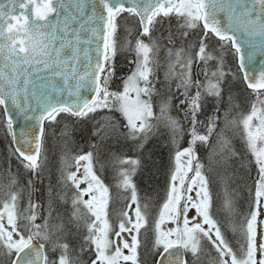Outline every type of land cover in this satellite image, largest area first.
Instances as JSON below:
<instances>
[{
  "label": "snow or ice",
  "instance_id": "snow-or-ice-1",
  "mask_svg": "<svg viewBox=\"0 0 264 264\" xmlns=\"http://www.w3.org/2000/svg\"><path fill=\"white\" fill-rule=\"evenodd\" d=\"M130 19L131 29L125 26ZM166 21L172 46L165 48L160 81L162 45L153 33ZM120 53L132 56L128 63L133 67L123 90L110 92ZM226 54L233 56L235 71L225 70ZM229 75L243 80L256 96L247 112L237 110L231 96L229 108L220 111ZM208 97L217 106L205 123L199 116ZM0 108V125L12 139L13 155L31 173L20 186L10 168L5 170L7 184L0 172V256H7L8 264H141L142 246L146 253L158 254L154 264H264V240L257 233L264 213V0H0ZM111 108L124 118V131L106 120L95 128V137L122 134L139 149L163 127L175 149L150 246L139 238L142 228L148 231L149 207L141 205L132 182L139 160L121 161L131 167L119 173L117 188L128 193L124 199L129 202L113 224L109 188L97 174L93 151L72 155L67 141L58 190L49 185L47 213L36 223L42 205L33 201L32 191L47 167L44 123L55 122L61 113L85 120ZM185 136L188 146L181 148ZM236 137L254 158L257 178L251 210L240 226L242 243L234 250L226 238L227 220L217 218L209 176L213 165L224 170L219 207L230 214L227 170L231 161L244 158L233 144ZM198 146L210 150L207 168ZM22 201L26 206L21 207ZM57 201L70 204L66 217L54 214ZM166 222L175 227L165 228ZM72 226L83 228L75 246L66 242ZM122 234L131 235V244ZM85 254H90L87 261Z\"/></svg>",
  "mask_w": 264,
  "mask_h": 264
},
{
  "label": "trees",
  "instance_id": "trees-1",
  "mask_svg": "<svg viewBox=\"0 0 264 264\" xmlns=\"http://www.w3.org/2000/svg\"><path fill=\"white\" fill-rule=\"evenodd\" d=\"M122 15L126 17L128 14L124 13ZM174 22L175 20L173 19V29L175 28ZM125 26L130 29L135 27L131 19ZM167 27L168 25L166 21L164 26L159 29V32L153 33L155 37L160 38L158 42L162 45L160 50V59L163 58V65L161 67L162 71H164V69L166 70L164 62L165 48L171 47L169 44L162 41L168 33ZM133 36H135V33H133ZM179 45L180 41L176 40V46L179 47ZM125 65L124 56L122 53L118 54L116 59V73L108 85L110 92H120L123 90V79L130 74V66L125 67ZM225 65L227 70L231 68L232 71H235V60L232 55L227 54ZM157 71H159V69ZM156 87L160 89L162 88V85L157 83ZM252 94V91L245 87L241 79H233L232 81V78L226 76L223 99L219 101L220 111L223 112L229 108V96H231L233 102L239 106L237 110L246 112L248 108L246 98ZM216 106L217 101L215 98H206L199 119L206 123L207 118L213 115ZM106 110L109 109L98 110L96 113L90 114V118L85 120H77L61 113L55 122L49 123L46 121L42 158L47 155V160L50 161V166L47 163V171H45L49 176V185H51L54 190H58V181L60 177H57L59 172L56 171V169L59 168V160L57 157L58 155L61 157L62 154L60 153L65 150V145L62 144L64 137L63 133L65 132L69 138L71 137L67 146L71 149L72 153L76 150L78 145L82 147H85L88 143H93V145H95V147H93V152L98 153L99 155V165L96 162L97 159H95L96 167L99 169L97 173L104 179V184L109 188L111 198L117 203L115 204V211L117 213L121 210V206L120 202L116 199L119 198V191L117 190V185L115 184L114 179L116 173L120 170V165H123L121 161L129 159L139 160V164L135 166V173L132 176V182L136 185L137 192L141 197V205L143 206L144 203H148L149 205L146 214L148 226L152 225L153 217L156 215L157 202H162L170 172L174 167V152L172 151L174 146L171 143L170 134L167 130H164V128H160L147 140L143 148L139 149L133 141L126 139L122 134H111L103 140L95 138L93 131L100 123H104L106 120L115 122L116 127L121 133L124 131L122 126L125 123V120L122 115L115 108L110 109L112 111L109 113L104 112ZM154 110L156 109L154 108ZM0 111L2 112L1 108ZM172 115H176V112L173 111ZM157 138H159L162 143L157 144L159 143L156 141ZM4 139H2L1 142L6 145L5 148L7 145H10L12 148L10 136L8 137V135H6ZM182 140L183 141L180 143L181 148L187 147L188 137L185 136ZM233 144L237 151L241 152L244 158L231 161L227 170L228 179L226 183L228 193L231 195L233 201V211L230 214L223 213L220 211L219 207L225 195L223 191L224 182L221 180V177L225 175L224 170L217 165H213V171L209 176V180L210 188L214 193V206L217 208V218L222 222L227 220L229 227L226 232V238L230 245L233 246L234 250H236L239 243H242L238 240V226L242 225L244 218L251 210L250 205L252 203V195L250 192L254 189V182L257 177V167L253 162V158L247 153L246 149H244L243 142L239 137H236L233 140ZM196 151L200 157L201 163L205 164V167L207 168L210 150L207 147L198 146ZM11 160L15 163L19 162L17 159ZM126 165L128 169L131 167L128 164ZM45 173L44 176L41 177V182H38L35 186V190H33V198H46L44 197L47 186ZM205 174L208 175V173ZM26 179L22 178L21 183H24ZM120 195H122V193ZM54 205L56 206L54 214L59 213L60 216H63L64 213L67 215L70 211V205L67 203L57 201ZM117 206H120L119 210H116ZM233 227L235 228V231H233ZM144 239L150 246V242H148L149 239L147 240V237ZM67 242L76 245L78 243V237L71 236L67 239ZM144 254L148 255L151 261L155 258L151 253H146L144 251ZM145 261L147 264H151V261H147L146 256L144 262Z\"/></svg>",
  "mask_w": 264,
  "mask_h": 264
},
{
  "label": "rangeland",
  "instance_id": "rangeland-1",
  "mask_svg": "<svg viewBox=\"0 0 264 264\" xmlns=\"http://www.w3.org/2000/svg\"><path fill=\"white\" fill-rule=\"evenodd\" d=\"M174 23H176V22H174ZM155 37V36H154ZM167 37H168V33L166 34V36L163 38V42H165V43H167V44H169L168 43V40H167ZM159 41V40H158ZM169 46H172V45H170L169 44ZM122 55L124 56V60H125V63H126V65H125V67H128V66H130V69L133 67V65H131V64H129L128 63V61L130 60V59H132V56L131 55H129L128 53H122ZM225 58H227V54L225 55ZM160 68H159V71H157V75L159 76V79L160 80H164V72H165V69H164V71H162V69H161V67H162V65H163V58L162 59H160ZM200 67L202 68L203 67V65H200ZM226 71H227V68L225 69ZM199 70H198V68L196 67V65L194 64L193 65V72L194 73H196V72H198ZM229 78H231V76L229 75L228 76ZM201 80H203V76L202 75H200V77H199ZM232 81H233V79H232ZM173 83H175V82H173ZM109 91H110V89H109ZM256 99V96H255V94H252V95H249L247 98H246V102H247V104H248V108H247V111L249 110V108H250V104L254 101ZM156 103H157V100H156V98L154 97L153 98V105H154V108H155V106H156ZM111 109H113V108H111ZM112 110H106V111H104V112H107V113H109V112H111ZM246 111V112H247ZM3 115V112H1L0 111V116H2ZM161 128H163V127H161ZM165 130V129H164ZM95 131V130H94ZM93 131V132H94ZM6 135H8V133L6 132V130H5V127L3 126V125H0V172H3L4 173V183L5 184H7V182H8V180H7V171H5L6 169H8V168H10L11 169V171H12V173L13 174H15V175H17V178H18V181H19V184H20V186H23L24 184H25V182L27 181V179H29L30 178V176H31V173H29V172H27L24 168H23V166L20 164V162H18V163H15V162H13L11 159H15L16 160V158H15V155H13V148H11V146L10 145H7V147L5 148V144H3L2 142H1V140L2 139H4L5 138V136ZM63 135H64V137H63V140H62V144L63 145H65V142L67 141V145L69 144V142H70V138L67 136V133L65 132V133H63ZM8 137H9V135H8ZM95 138H98V137H95ZM10 139H11V137H10ZM5 140V139H4ZM156 141H158L159 143H157V144H160V143H162L160 140H159V138H157L156 139ZM183 140H180L179 141V144L182 142ZM93 143H88L87 145H85V147H82V146H80V145H78V147H76V150L72 153V155H77V154H81L82 152H86V151H93ZM172 151L173 152H175V149H172ZM63 153V152H62ZM62 153H60V154H62ZM93 154H94V158L95 159H97L96 160V162H97V164H98V160H99V155H98V153H95V152H93ZM47 156V155H46ZM62 156V155H61ZM251 156V155H250ZM48 157V156H47ZM174 157V156H173ZM252 157V156H251ZM253 158V157H252ZM57 159L59 160V168H57L56 169V171L57 172H59V175L57 176V177H60V167H61V157L58 155V157H57ZM174 160V159H173ZM253 162H254V158H253ZM47 163H48V165L50 166V161L49 160H47ZM69 163H71V161H69ZM255 164V163H254ZM99 165V164H98ZM256 165V164H255ZM256 167H257V165H256ZM47 168V167H46ZM119 171L116 173V176H115V184L117 185L118 184V182H119V173L122 171V170H124V169H128L127 168V165L126 164H123V165H120V167H119ZM73 170H75L74 168H73ZM46 171H47V169H46ZM101 172V171H100ZM98 174V173H97ZM45 175L47 176H45V178H47V181H46V183H47V186H46V194L44 195V197H46V198H33V196H34V193H33V191H32V199H33V201H35V202H38L40 205H42V209H38L37 210V212H38V218H37V221H36V223H42V219H41V217L43 216V215H46V213H47V210H48V203H49V197H48V188H49V176H48V173L46 172L45 173ZM99 175V174H98ZM189 175H191V173H189ZM256 176H257V174H256ZM101 177V176H100ZM22 178L23 179H26V181L23 183H21V180H22ZM257 178V177H256ZM101 179H102V181L104 182V179L101 177ZM38 182H35L34 183V186H33V190H35V186H36V184H37ZM149 183V182H148ZM117 190L119 191V193H118V197L119 198H116L119 202H120V206H121V209H123V207H124V205H125V203H128L129 201H126L124 198L128 195V193L127 192H125L123 189H118L117 188ZM5 191H7V189L5 188ZM122 193V195H120ZM109 194H110V192H109ZM97 195H99V194H97ZM192 195L193 196H195V192H193L192 193ZM124 196V197H123ZM248 196H249V194H248ZM110 197H111V195H110ZM88 197L87 196H85V199H87ZM247 199H249V198H247ZM115 204H117L116 202H114L113 201V198H111L110 199V201H109V207H108V212H109V220L113 223V224H115L116 223V218H117V214L119 213H117L116 211H115ZM70 205V204H69ZM24 206H26L25 204H24V202L22 201L21 202V207H24ZM120 206L118 207L117 206V208H116V210L118 209H120ZM55 205L53 204V208L55 209ZM117 213V214H116ZM62 216V215H61ZM67 215L64 213V215L62 216V217H66ZM189 217H190V220H192L193 222L197 219V217H196V213H195V210L194 209H192L190 212H189ZM262 220H264V213H262L261 214V216H259L258 217V223H257V233H258V240H264V224H262V223H260V221H262ZM5 223H6V221H5ZM7 226V225H6ZM240 226L241 225H239L238 226V231H239V233H238V240L240 241V242H242V240H241V234H240ZM164 227L165 228H168V227H175V225L174 224H171V223H168V222H166L165 223V225H164ZM9 230H11V229H9ZM83 234V228L81 227L79 230H77V228L75 227V226H72V229H71V233L70 234H66L67 235V237L69 238V237H71V236H77L78 237V243H79V238H80V236ZM123 235V237H124V239H127L128 241H129V243L131 244V235H128V234H122ZM132 235H135V233H133ZM147 237V240L149 239V241L148 242H150V245H151V241H152V232H151V225H149L148 226V231H147V233L145 232V229H141V232H140V239H141V241H142V245H143V243H144V241H145V239L144 238H146ZM67 238V239H68ZM67 242V241H66ZM70 243V242H69ZM77 243V244H78ZM70 245H72L71 243H70ZM72 246H75V245H72ZM144 248H143V246L141 247V249H140V256H141V264H144V260H145V256H146V258H147V261H151L150 260V257H148V255H145L144 254ZM125 254H129V252H128V250H125ZM143 254H144V257H143ZM89 255L90 254H85L82 258H83V260H85V261H87L88 260V258H89ZM212 255H213V257H215V253L213 252L212 253ZM50 256H51V254H50ZM153 257H155V256H153ZM153 261H154V258H153ZM153 261H151V264H153ZM0 264H7V256H0ZM129 264H131V262H129Z\"/></svg>",
  "mask_w": 264,
  "mask_h": 264
},
{
  "label": "water",
  "instance_id": "water-1",
  "mask_svg": "<svg viewBox=\"0 0 264 264\" xmlns=\"http://www.w3.org/2000/svg\"><path fill=\"white\" fill-rule=\"evenodd\" d=\"M74 26H76V25H74ZM82 47H87V45H82ZM257 70H259V67L257 68ZM243 81V80H242ZM243 83H244V85H245V87L247 88V86H246V84H245V82L243 81ZM248 89V88H247ZM248 90H251V89H248ZM252 91V90H251ZM89 95H91V93H88ZM2 112H3V109H2ZM46 123V122H45ZM45 123H44V127H45ZM17 131H19V129H17ZM11 143H12V148H13V150H14V145H13V142H12V139H11ZM157 258H160V257H158V254H157V256H156V258L155 259H157Z\"/></svg>",
  "mask_w": 264,
  "mask_h": 264
},
{
  "label": "bare ground",
  "instance_id": "bare-ground-1",
  "mask_svg": "<svg viewBox=\"0 0 264 264\" xmlns=\"http://www.w3.org/2000/svg\"><path fill=\"white\" fill-rule=\"evenodd\" d=\"M45 128V127H44Z\"/></svg>",
  "mask_w": 264,
  "mask_h": 264
}]
</instances>
